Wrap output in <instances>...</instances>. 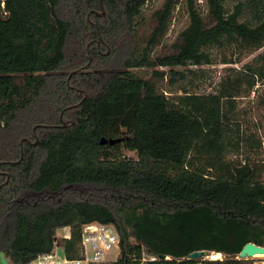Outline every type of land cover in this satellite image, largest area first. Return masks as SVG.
<instances>
[{
  "label": "trees",
  "instance_id": "trees-1",
  "mask_svg": "<svg viewBox=\"0 0 264 264\" xmlns=\"http://www.w3.org/2000/svg\"><path fill=\"white\" fill-rule=\"evenodd\" d=\"M149 1L8 0L0 15V255L10 264L55 244L81 258L91 223L120 235L107 264H255L237 257L264 247V0H206L210 27L185 0L189 25L163 56L155 49L181 0L154 13L142 43ZM215 52L223 65L253 57L201 92ZM77 186L119 202L62 198ZM196 251L223 259L188 260Z\"/></svg>",
  "mask_w": 264,
  "mask_h": 264
},
{
  "label": "rangeland",
  "instance_id": "rangeland-1",
  "mask_svg": "<svg viewBox=\"0 0 264 264\" xmlns=\"http://www.w3.org/2000/svg\"><path fill=\"white\" fill-rule=\"evenodd\" d=\"M166 0H150L147 6L144 8L142 17L140 18V27H139V38L142 43H146L149 39L150 35L152 34L153 30L156 28L157 23L154 20V13L163 7ZM196 4L199 5V7L202 9L203 16L205 18L207 26H212L213 21L208 18L207 11H206V0H195ZM102 12V14H104ZM189 25V15L188 10L186 6V1L181 0V3L176 7V9L173 12V18L170 22L169 29L167 30V33L164 37L160 39V43L155 49L154 56H163L165 54H172L176 51V45L179 41L180 34L188 27ZM228 57H230V54H228ZM253 57V56H252ZM252 57L248 58L241 64L237 65H223L221 63L222 56L217 55L215 52V62L212 65L203 66L201 69H205L207 71V76L200 80L198 82L199 89L201 92L210 93L215 91L217 88V85L219 84L221 77L224 74V70L228 67H235L240 68L242 65L247 63L252 59ZM119 66L114 69V71L118 70ZM192 69H197L196 67H192ZM159 70H163L168 72V68H160ZM134 72L140 73L141 75H146L147 78L152 79V70L147 69H141L136 70ZM165 86V82H164ZM168 94V93H167ZM254 95L251 99H253ZM246 99L242 100L241 103L246 107L250 103H252V100ZM124 154L127 157L135 158L137 159V155L133 152L125 151ZM69 197H72L74 199L81 198V199H87L94 202H99L102 204H107L112 207H116L119 200L116 197L108 196L103 192L100 188H93L91 186H77L74 188H69V190H66V192L62 195L63 199H67ZM67 232L66 230L60 229L57 232V235L60 237L59 241L61 242L63 239H61L62 235ZM60 256H63L62 248L60 247L58 249ZM119 250L114 248L108 255V261L103 263L107 264L109 262L115 261L119 257ZM149 257V256H146ZM149 259V258H148ZM221 259H223V256H221ZM255 259V264H264V258H252ZM213 260V259H212ZM0 264H10L9 261L4 257L3 254L0 255Z\"/></svg>",
  "mask_w": 264,
  "mask_h": 264
},
{
  "label": "built area",
  "instance_id": "built-area-1",
  "mask_svg": "<svg viewBox=\"0 0 264 264\" xmlns=\"http://www.w3.org/2000/svg\"><path fill=\"white\" fill-rule=\"evenodd\" d=\"M8 0H0V15L3 18L9 16L7 10ZM66 230L61 239H70L71 231ZM57 235V240L59 241ZM83 255L78 259L67 258L64 248H62L63 256H60L58 249L60 246L55 244L51 253L43 254L29 262L28 264H103L108 261L109 253L114 249L120 251V235L114 225H105L100 223H91L85 225L82 231ZM150 261H155L156 258H149Z\"/></svg>",
  "mask_w": 264,
  "mask_h": 264
},
{
  "label": "water",
  "instance_id": "water-1",
  "mask_svg": "<svg viewBox=\"0 0 264 264\" xmlns=\"http://www.w3.org/2000/svg\"><path fill=\"white\" fill-rule=\"evenodd\" d=\"M118 142V140H106L102 139L101 144L102 145H114ZM264 255V247L258 246L254 243H248L244 246L243 250L241 251L239 257L237 259L239 260H248L254 258L255 255ZM212 253L208 251H196L189 255L188 260H212L211 259ZM163 259L164 257L161 256Z\"/></svg>",
  "mask_w": 264,
  "mask_h": 264
},
{
  "label": "bare ground",
  "instance_id": "bare-ground-1",
  "mask_svg": "<svg viewBox=\"0 0 264 264\" xmlns=\"http://www.w3.org/2000/svg\"><path fill=\"white\" fill-rule=\"evenodd\" d=\"M222 254H217V253H212L211 259L215 260V259H221ZM255 258H264V255H255ZM170 259V258H169Z\"/></svg>",
  "mask_w": 264,
  "mask_h": 264
},
{
  "label": "crops",
  "instance_id": "crops-1",
  "mask_svg": "<svg viewBox=\"0 0 264 264\" xmlns=\"http://www.w3.org/2000/svg\"><path fill=\"white\" fill-rule=\"evenodd\" d=\"M120 252V251H119Z\"/></svg>",
  "mask_w": 264,
  "mask_h": 264
}]
</instances>
